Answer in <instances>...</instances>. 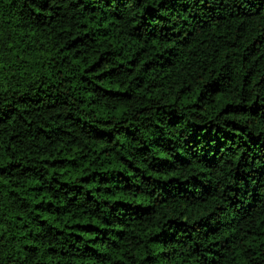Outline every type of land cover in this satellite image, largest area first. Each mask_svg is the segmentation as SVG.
<instances>
[{
	"label": "trees",
	"instance_id": "16d2710c",
	"mask_svg": "<svg viewBox=\"0 0 264 264\" xmlns=\"http://www.w3.org/2000/svg\"><path fill=\"white\" fill-rule=\"evenodd\" d=\"M0 264H264V0H0Z\"/></svg>",
	"mask_w": 264,
	"mask_h": 264
}]
</instances>
